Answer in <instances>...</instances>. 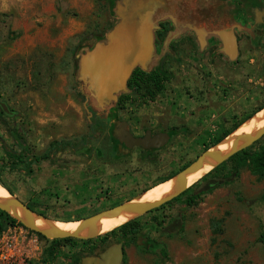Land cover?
<instances>
[{
    "label": "rangeland",
    "instance_id": "obj_1",
    "mask_svg": "<svg viewBox=\"0 0 264 264\" xmlns=\"http://www.w3.org/2000/svg\"><path fill=\"white\" fill-rule=\"evenodd\" d=\"M160 1L182 17L192 12L189 19L209 21L211 29L239 24L238 58L231 61L213 36L207 77L204 53L178 66L170 58L176 55L171 48L157 64L169 80L155 99L124 92L119 99L131 98L123 105L118 100L102 110L90 97L100 112L93 115L78 54L113 30L120 0H0V103L15 112L7 116L0 106V176L12 196L36 213L51 221H75L128 201L191 164L264 105V13L259 9L256 18L253 9L264 8V0H243L244 5L242 0ZM227 4L234 15L226 13ZM164 21L156 31L159 50L168 35ZM123 121L136 133L159 121L168 142L160 148L128 149L116 134ZM84 135L89 137L85 145L61 146L31 167L18 161L24 152L42 156L52 142ZM254 148H264V136ZM233 168L229 163L215 176L223 178ZM196 184L194 195L205 182ZM187 196L137 217L143 229L135 238L101 242V234L90 238L93 243L73 238L60 245L54 262L45 261L53 239L4 211L15 222L2 215L0 264H75L80 254L82 264L119 243L126 250L125 264H264V179L243 165L233 180L197 203L188 205ZM173 218L183 221V230L166 231Z\"/></svg>",
    "mask_w": 264,
    "mask_h": 264
},
{
    "label": "water",
    "instance_id": "obj_2",
    "mask_svg": "<svg viewBox=\"0 0 264 264\" xmlns=\"http://www.w3.org/2000/svg\"><path fill=\"white\" fill-rule=\"evenodd\" d=\"M116 11L119 20L113 30H111L105 38L100 39L93 48H82L78 54L80 58V79L87 86L90 95L86 96V98L88 97L87 102L97 113L100 112L93 107V104L90 102V97H93L95 104L100 106V109H110L111 106L118 102L121 93L131 91L128 86V80L134 69L141 68L148 72L155 70L154 68L157 67L161 57L164 56L165 50H159L158 44L156 43V31L161 28L159 22L168 19L178 24V14L174 12L173 8L171 9L169 6L167 7L165 5L162 6L160 0H120L116 6ZM235 26L236 25H229L212 31V33L222 41V50L231 61H235L239 56V43ZM236 27H238L239 30L242 29L240 25ZM186 29H194L200 33L202 30V28L195 27L192 23L180 24L176 30L169 32L164 41V47H168L169 43ZM0 106L5 113L9 115L14 114V112L10 110L7 102L2 101ZM263 109L264 107L259 111ZM259 111H257L255 115ZM243 123H241L239 127ZM117 126L116 134L128 149H133L134 147L145 149L160 148L164 146L169 139V135L166 132L152 135L150 130L143 136H135L129 130L128 123L125 121L118 123ZM263 136L264 127L256 134H244L234 142L232 149L228 153L223 154L221 151L215 150L214 147L227 138L225 137L214 146L207 148L191 164L167 179L176 178L178 189L174 193L154 202H133L135 199H140L145 191L149 189L148 188L128 201L122 202L112 208L102 210L86 218L75 220L79 222V225L72 232L59 228H50L47 230L38 228L33 217V214L36 212L23 201L13 196L8 200H0V209L22 221L30 229L48 238L61 239L71 237L90 239L101 234L83 236L80 235V232L86 227L93 225L103 216L119 215L125 209L136 212L138 214L137 217L147 214L171 201L191 187L188 184L186 176L200 170L207 157H211L216 161L215 168L237 152L248 148ZM242 138L244 142L240 144L239 142ZM17 208H21L24 211L26 219L12 213V210ZM41 216L48 218L44 215ZM123 261L124 248L123 245L119 243L109 246L100 256H89L84 258L82 264H123Z\"/></svg>",
    "mask_w": 264,
    "mask_h": 264
},
{
    "label": "trees",
    "instance_id": "obj_3",
    "mask_svg": "<svg viewBox=\"0 0 264 264\" xmlns=\"http://www.w3.org/2000/svg\"><path fill=\"white\" fill-rule=\"evenodd\" d=\"M232 23L231 22H228V24L225 23V24L221 25V27H219V28L228 26L229 24H232ZM213 30H215V29H212V31ZM160 35H163V33H160ZM211 35L216 37V35L213 33ZM168 80H169V75L165 72H161L158 70H152V71L148 72V71H145L141 68H136V69H134V71L131 74V77L128 80V86L133 93H135L137 95H142L145 98H149V99L153 100L164 89L165 84ZM130 98L131 97L128 94L123 95L119 99V105H123L124 102ZM88 107H89V110L93 113V115H96V112L89 105H88ZM263 107H264V105L261 106L260 108H258L251 115H248L241 122L237 123L233 127V129L224 132L218 139H216L211 145H209L208 148L214 146L219 141H221L222 139L227 137L237 127H239V125L241 123H243L244 121H246L247 119L252 117L257 111H259ZM10 110L14 112V110H12L11 108H10ZM2 112L4 114H7L3 111V109H2ZM13 115L7 114V116H10V117ZM88 138L89 137L87 135H84V136H81L80 138H76V139L54 141L50 144V146L48 147V149L44 155H42V156H38L35 154L31 155V153L29 151H27V152L23 153V156H21V157L18 156V161H19V163H24L26 167H31L33 163H35V162L39 163V162H41L42 159L47 158L48 155L53 150L60 148L61 146H70V147L76 148L81 144L85 145L88 142ZM257 142H255L254 144H252L248 148H245V149L237 152L236 154H234L233 156L228 158L225 162L221 163L220 165H218L217 167L212 169L209 173H207L205 176H203L201 179V182H205V185H204L201 193L196 194V195L192 194L193 191L196 189V187L199 186V184L194 183L185 192H183L179 196L175 197L171 201L163 204L162 206L156 208L153 211L159 210V209L165 207L166 205H169L175 201H179L185 195H188L186 200H185V202L188 205H192V204L197 203L198 200L202 197V195H207L208 193L212 192L215 188L221 186L222 184L228 183V181L233 180V178L238 175L239 168L243 165H246L254 175H257L259 178L264 179V148L255 149L254 147H255ZM14 157H17V156H14ZM229 163L233 164V167H234L233 169H231L230 171H227V173L225 174V176L223 178H219L218 176H215L217 171L221 167H224L225 165H227ZM187 165H185V166H187ZM185 166H183L181 169H183ZM173 175H175V174H172L168 177H164V178L160 179L159 182L165 181V180L169 179L170 177H172ZM159 182H157V183H159ZM0 183L7 190L9 189V188H7L5 183L3 182L1 176H0ZM157 183H155L153 185H156ZM152 186H150V187H152ZM150 187H148V188H150ZM148 188H146V189H148ZM153 211H151V212H153ZM151 212H149V213H151ZM2 215L7 216V214L0 209V218L2 220V222L0 224V228H3V222L6 220ZM7 217L9 219H11V221L15 222V220L13 218H11L10 216H7ZM154 220L157 221V218H154ZM142 229H143V225L141 224L139 218H135V219L119 226L118 228L106 233L104 236H102L100 238V240H101V242H103V241L105 242L106 240H108L111 237H115L118 239L128 238V237L135 238L137 236V234L142 231ZM165 229L168 232H173L175 229L183 230L184 229V223L179 218H173ZM262 239H263V236H262ZM72 240H73V238H71V237L61 238V239H53L52 245L46 250L45 261L54 262L55 259L59 255H61L60 245L64 244V243L71 242ZM94 241H95L94 239L88 240V242H92V243ZM163 254H164V257H166V258L168 257V252L166 249H163ZM80 255H82V254H80ZM80 255L76 257L75 264L79 263L80 258H81Z\"/></svg>",
    "mask_w": 264,
    "mask_h": 264
},
{
    "label": "bare ground",
    "instance_id": "obj_4",
    "mask_svg": "<svg viewBox=\"0 0 264 264\" xmlns=\"http://www.w3.org/2000/svg\"><path fill=\"white\" fill-rule=\"evenodd\" d=\"M264 127V109L259 111L256 115L252 116L246 122H244L237 130L231 133L225 138L219 145L214 147L215 150L221 151L223 154L228 153L237 139L244 134H256L261 128ZM244 142L242 138L240 144ZM216 161L211 157H207L204 161L203 167L193 173L186 176L188 184L191 186L198 180L202 179L207 173H209L215 166ZM178 189L176 178H172L167 181L156 184L152 188L145 191L140 199H135L133 202H154L174 193ZM12 198V194L0 183V200H8ZM12 213L26 219V215L21 208L13 209ZM138 214L130 210H123L119 215L115 216H103L96 221L93 225H90L80 232L83 236H92L96 234H106L115 228L133 220ZM35 224L42 230L50 228H59L65 231H74L79 225L77 221H51L48 218L42 217L39 214H33ZM97 237V236H96Z\"/></svg>",
    "mask_w": 264,
    "mask_h": 264
},
{
    "label": "flooded vegetation",
    "instance_id": "obj_5",
    "mask_svg": "<svg viewBox=\"0 0 264 264\" xmlns=\"http://www.w3.org/2000/svg\"><path fill=\"white\" fill-rule=\"evenodd\" d=\"M224 2L229 3V0H224ZM223 5H225V4L222 3V6ZM227 5H228V12H226V13L229 15L230 14L234 15V13L231 12L233 9V6H231L229 4H227ZM242 5H244L243 0H242ZM253 9H254V16L256 18H260L259 9H262V13H264V8H253ZM191 13L190 14L184 13L185 17L178 15V22H177L178 24H176L175 22H172L171 20H168V21L162 22L161 25L164 29L163 31H166V33H168V34L170 31L176 30V28H178V26L180 24L192 23V24H194L195 27L202 28L201 33L199 31L198 32L195 31L194 29H186L185 31L181 32L180 37L178 36L179 40L174 41L170 46L176 52V55H172V57H170V58H172V61L174 63H176L178 66L179 65L182 66V65H184V62L186 60H190L191 57L192 58H193V56L194 57H200L198 55V52L199 53L202 52L205 55V70H206L207 77H208V45L211 44L210 41L212 40V37H213L211 35L212 29L208 25L209 21L206 22L207 20L204 23L200 24V23H198L197 20L194 21V20L189 19V15H191ZM187 15H188V17H187ZM261 22H263V21L262 20L257 21V23H261ZM233 25L238 26L239 24H233ZM236 26H235V31H236V34L238 37L239 29ZM166 33H165V35H166ZM202 39H203V41H202ZM158 41H159V39H158ZM162 41L163 40L160 39V43H162ZM239 41L240 40L238 37V43H239ZM239 53H240V44H239ZM117 128H118V126H117ZM128 128H129V126H128ZM144 130L145 131L142 133H136V132H132V131L131 132L135 136H143V135H145V133L148 130H150L152 132V135H156V134L161 133V132H167L166 127L161 125V123L159 121H157L154 125H151L150 127H145ZM111 245H113V244H111ZM111 245H108L105 248L99 250L96 255L100 256V254ZM123 248H124L123 264H125L126 250H125L124 245H123Z\"/></svg>",
    "mask_w": 264,
    "mask_h": 264
},
{
    "label": "crops",
    "instance_id": "obj_6",
    "mask_svg": "<svg viewBox=\"0 0 264 264\" xmlns=\"http://www.w3.org/2000/svg\"><path fill=\"white\" fill-rule=\"evenodd\" d=\"M179 37H180V35H179ZM179 40V38L178 37H176L175 39H173L170 43H169V45L170 44H172L174 41H178ZM211 42V41H210ZM157 43V42H156ZM168 45V47H164L163 49L165 50V53L167 54V52L168 51H171V47ZM174 53H175V51H174ZM164 57L165 56H163V57H161V60H160V62L162 61H164L163 59H164ZM154 69H156V70H158L159 71V69H158V67H156V68H154Z\"/></svg>",
    "mask_w": 264,
    "mask_h": 264
}]
</instances>
